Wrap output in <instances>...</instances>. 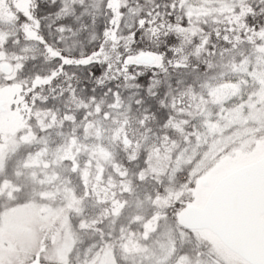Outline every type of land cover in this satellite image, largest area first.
<instances>
[{"label":"snow or ice","instance_id":"6c2138e0","mask_svg":"<svg viewBox=\"0 0 264 264\" xmlns=\"http://www.w3.org/2000/svg\"><path fill=\"white\" fill-rule=\"evenodd\" d=\"M0 264H264V0H0Z\"/></svg>","mask_w":264,"mask_h":264}]
</instances>
